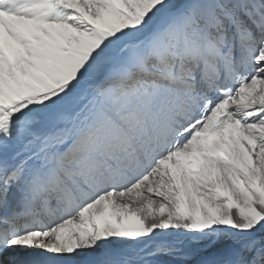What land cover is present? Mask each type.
Instances as JSON below:
<instances>
[{
	"label": "snow or ice",
	"instance_id": "1",
	"mask_svg": "<svg viewBox=\"0 0 264 264\" xmlns=\"http://www.w3.org/2000/svg\"><path fill=\"white\" fill-rule=\"evenodd\" d=\"M0 264H264V0H0Z\"/></svg>",
	"mask_w": 264,
	"mask_h": 264
}]
</instances>
